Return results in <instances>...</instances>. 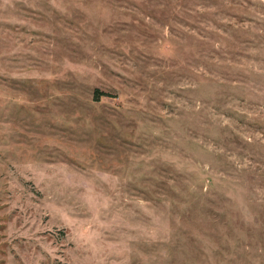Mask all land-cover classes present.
I'll return each mask as SVG.
<instances>
[{
  "label": "rangeland",
  "instance_id": "374dc122",
  "mask_svg": "<svg viewBox=\"0 0 264 264\" xmlns=\"http://www.w3.org/2000/svg\"><path fill=\"white\" fill-rule=\"evenodd\" d=\"M0 264H264V0H0Z\"/></svg>",
  "mask_w": 264,
  "mask_h": 264
}]
</instances>
